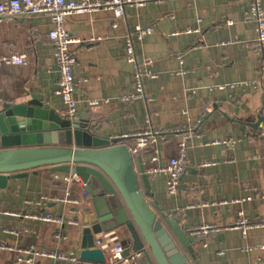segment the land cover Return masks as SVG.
<instances>
[{
  "label": "crops",
  "instance_id": "crops-1",
  "mask_svg": "<svg viewBox=\"0 0 264 264\" xmlns=\"http://www.w3.org/2000/svg\"><path fill=\"white\" fill-rule=\"evenodd\" d=\"M252 2L150 1L142 7L127 5L125 17L116 27L111 9L73 14L66 21L67 31L76 40L70 48L77 59L79 115L88 114L98 123L96 135L119 139L131 147L148 122L170 131L165 138L153 137L144 154L149 169L155 165L150 156L154 148L160 151L161 162L167 163L179 154L180 143L186 139V133L176 130L193 128L179 193L170 195L167 177L159 176L151 179L150 198L188 230L196 249L192 264H264V228L255 227L247 235L232 229L240 212L254 223L264 219V132L249 125L264 107V52L255 51L257 25L247 19ZM226 18L233 24H227ZM138 26L153 27L155 33L139 39L135 36ZM188 28L197 31L187 33ZM51 29L46 15L0 23V54L22 53L31 58L29 66L0 68V107L35 94L65 115V103L56 93L59 72L49 38ZM129 36L135 42L137 64L128 62L124 50ZM228 41L231 43L219 45ZM139 68L156 74L145 84L147 98L121 103L123 95L134 92V75ZM107 99L110 104L104 103ZM91 101L101 104L91 106ZM210 162L214 163L204 165ZM65 175L45 166L0 187V244L10 246L0 250V264L54 263L47 257L16 263L19 250L29 247L81 256L84 231L96 205L106 212L97 191L109 189L108 182L101 179L92 188L76 182L68 186ZM67 189L76 199L82 198L85 190L91 194L77 205L36 203L44 193L64 196ZM251 197L254 200L249 201ZM28 199L35 204L27 205ZM201 201L213 205L193 207ZM41 214L74 219L77 224L44 221L37 217ZM209 224L217 230L207 235L191 234ZM58 231L63 232L61 240L56 238ZM105 236L112 235L95 238ZM112 242L120 241L114 237ZM219 251L223 254L217 255Z\"/></svg>",
  "mask_w": 264,
  "mask_h": 264
},
{
  "label": "water",
  "instance_id": "water-1",
  "mask_svg": "<svg viewBox=\"0 0 264 264\" xmlns=\"http://www.w3.org/2000/svg\"><path fill=\"white\" fill-rule=\"evenodd\" d=\"M27 96L25 101L0 107V187L45 166L63 174L73 172L89 188L102 179L109 189L97 193L106 212L96 205L90 216L81 245L83 261L105 263L95 237L108 234L141 253L140 264H192L195 241L176 219L150 201L152 180L143 156L133 155L119 139L96 135L100 128L88 114L71 119L39 96ZM249 125L264 132V107Z\"/></svg>",
  "mask_w": 264,
  "mask_h": 264
},
{
  "label": "built area",
  "instance_id": "built-area-1",
  "mask_svg": "<svg viewBox=\"0 0 264 264\" xmlns=\"http://www.w3.org/2000/svg\"><path fill=\"white\" fill-rule=\"evenodd\" d=\"M155 1L157 3H163L166 0H2L0 2V23L13 22L21 18H28L38 15H46L51 19L52 29L49 35L51 43L55 47V59L58 67L59 77L57 80L56 93L60 96L65 103V115L69 118H74L79 115V101L76 97V76H75V64L76 57L71 51V44L76 40L72 38L70 33L66 29V21L73 14H85L97 12L102 9H111L115 14L114 27L117 26V21L125 17L126 6L142 7ZM247 19L250 22H254L257 25L258 39L255 46L257 53L264 52V3L263 0H253L248 12ZM226 23L231 25L233 20L226 18ZM197 29L188 28L187 33L196 32ZM155 33L153 27L147 28L138 26L136 28L135 36L139 39H143L147 35ZM231 42H220L219 45H227ZM124 50L127 56V60L130 63L137 64L136 46L132 37H128L125 41ZM31 65V58L27 54L22 53H9L0 54V68L5 66H29ZM144 67V66H143ZM156 77V74L147 68H139L134 75V92L132 94L123 95L119 101L121 103H130L146 99L145 84ZM226 86H221L220 89H224ZM230 87H235L231 85ZM105 104H110L111 100L104 101ZM101 104L98 101H91V106ZM148 127L144 131L140 132L136 136L135 145L129 146L133 155L143 156L145 162V152L153 143V137L156 135L163 136L164 138L170 134V131L161 130L156 128L153 124L148 122ZM177 132L186 133V139L180 143L179 154L176 157L171 158L167 163H162L160 160V151L156 148L150 153L151 161L155 164L153 167L147 168L148 175L152 178L159 176L167 177V190L172 196L179 193L182 178L186 173L188 165V145L187 140L193 137V128L178 129ZM126 138L129 135L125 136ZM120 141V140H119ZM119 144H123L120 141ZM214 162H210L204 165H212ZM65 183L69 186L72 182H76L80 185H84L83 179L77 176L75 173L65 175ZM90 192L85 190L82 198L72 197L70 191L67 189L64 196L57 194L44 193L37 199V204L47 206L51 203H69V204H81L85 198H88ZM254 200V197L248 199ZM261 200H264V195L261 196ZM27 205H34L35 202L31 199L25 201ZM211 203L201 201L196 206H209ZM213 205V203L211 204ZM240 219L238 223L233 226L232 229L242 230L244 235H247L249 230L255 227L264 228V219L258 223L252 222L244 212H240ZM39 219L44 221L57 222L60 225H76L77 221L74 219L65 220L64 217H53L49 214L38 215ZM217 228L214 225H203L194 229L191 234L207 235ZM6 232L10 234H16L15 230L6 229ZM63 232L58 231L56 234L57 240L63 238ZM114 237L105 236L101 239H97L96 247L104 251L105 263L104 264H140L142 259L141 253L133 252L128 245L121 242H112ZM7 244H0V250L9 249ZM217 255L223 254L222 252H216ZM47 257L54 260L53 264H65L66 261H70L74 264H95L88 261H83L78 255L63 254L57 251L48 249H38L34 247L24 248L19 250V257L16 263L32 262L36 258Z\"/></svg>",
  "mask_w": 264,
  "mask_h": 264
}]
</instances>
